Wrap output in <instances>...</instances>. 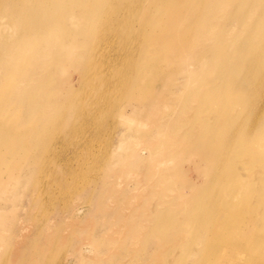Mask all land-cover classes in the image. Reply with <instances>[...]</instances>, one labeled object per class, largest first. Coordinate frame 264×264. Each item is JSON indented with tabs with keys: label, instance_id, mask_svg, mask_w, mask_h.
I'll use <instances>...</instances> for the list:
<instances>
[{
	"label": "bare ground",
	"instance_id": "bare-ground-1",
	"mask_svg": "<svg viewBox=\"0 0 264 264\" xmlns=\"http://www.w3.org/2000/svg\"><path fill=\"white\" fill-rule=\"evenodd\" d=\"M210 1L212 8L201 10L200 0H0V120L6 119L0 123L16 125L10 131L0 129V142L7 145L0 156L10 155L15 159L10 174L5 177L0 173V198L10 191L17 195L25 166L29 162L36 164L47 148L44 133L52 135L59 129L54 127L69 125L84 113L83 101L71 94L70 80L73 72L87 71L84 56L93 55L94 50L104 59L135 56L127 68L123 62L124 68H119V61L113 66L125 78L119 92L125 100L120 106L113 104L111 115L132 119L130 122L137 120L138 130L142 131L145 113L154 109L152 116L158 117L156 124L159 123L160 130L172 134L177 129L178 136L184 134L179 150L198 156L196 162L200 165L194 166L196 171H207L212 165L203 186L196 182L186 187V192L172 190L170 200H178L181 207L174 210V216L167 215V205L162 206V214L153 209L155 214L149 218L157 224L147 227L141 244L155 237L159 246V232L171 230L162 243L182 249L186 258L178 257L181 263L177 264H264V206L258 212L253 195L243 189L253 181L243 160L247 156L260 157L254 179L264 183V146L259 141L264 131V0H234L230 10L229 0ZM214 23L219 24L216 28L220 24L231 27L226 37L223 29L214 35L207 33L206 28ZM127 39L129 46L125 45ZM168 40L176 45L173 53L180 52L183 59L178 60L171 52L163 56ZM166 70L179 75L187 73L182 92L175 94L170 88L171 72L167 73L165 85L154 89L152 94L140 91L141 86L147 88L152 84L150 79L155 72ZM195 101L204 111H191L189 107L184 116L181 108ZM95 107L92 117L100 116L99 107ZM196 116L212 118L202 134L199 124L185 127ZM23 124L28 126L24 128ZM231 125H234L231 130H226ZM219 128L224 134L219 133ZM241 128L246 130L239 139L251 142L250 148L232 146ZM193 136H201L204 148L189 141ZM215 139L224 146L215 147L212 143ZM166 152L172 150H160L161 155ZM145 156L139 159V166H146L149 171L155 169V165L142 163ZM231 156L235 163L242 160L243 164L238 165L242 172L236 173L229 165L227 157ZM161 163L165 167L170 164L165 160ZM165 172L175 184L190 181L179 177L180 167ZM224 178L239 185L240 205L235 206L232 200L235 193L231 186L222 198ZM83 210L77 206L72 209L78 217L76 220ZM2 213L8 210L0 208L1 219ZM18 226L21 231L26 230L22 223ZM152 229L156 234L150 232ZM188 229L195 232L185 234ZM4 231L0 228V245L5 240ZM46 237V245L50 247L53 236L46 234ZM21 238H24L22 233L13 240L18 243ZM190 242L198 244L193 254L188 246ZM20 245L9 250L13 259L3 254L1 262L38 264L41 250L35 246L36 251L26 257L23 256L26 246ZM91 245L95 248L94 243ZM76 253L79 261L81 251ZM155 253L153 250L152 256L141 264H160V261L165 264L167 259ZM169 260L174 262L176 257Z\"/></svg>",
	"mask_w": 264,
	"mask_h": 264
},
{
	"label": "rangeland",
	"instance_id": "rangeland-1",
	"mask_svg": "<svg viewBox=\"0 0 264 264\" xmlns=\"http://www.w3.org/2000/svg\"><path fill=\"white\" fill-rule=\"evenodd\" d=\"M233 1L229 0L228 10L231 9ZM200 2L202 3H200L201 10L212 8L213 2L210 0H200ZM121 14H124L122 10ZM213 15L216 17L217 14L213 12ZM217 25L214 23L207 27V33L214 35L223 29L226 37L231 27L220 24L219 28H216ZM136 29L142 31L140 27ZM125 41L126 46L131 44L128 39ZM164 46L163 56L167 57L169 52L174 54L172 50L176 47L174 43L168 40ZM174 55L178 60L183 59L178 51H175ZM134 57L121 56L116 60L114 57H105L104 59L98 51L94 50L93 55L88 53L84 56V67H87V71L83 73L78 70L70 75L73 85L71 94L79 102L83 101L85 111L69 125L54 127V129H59L52 135L44 133L47 148L38 156L36 164L29 162L30 165L25 166V172L20 177L21 181L16 189L17 195L10 191L0 198V208L8 210V213H2V219L0 218V228L6 230L3 233L5 240L0 245V258L5 254L9 259H13V254H9V250L12 247L17 248L21 240L23 241L21 248L26 246L23 256L28 257L29 253L36 251L35 246L37 250H41L38 264H73L74 261H78L75 256L76 250L81 251L76 264H141L152 256L153 250L157 251L155 254L159 257L167 259L164 261L165 264H177L180 262L178 257L186 258V255L181 252L182 249L178 250L179 248L162 243L165 236L173 231L159 232V246L156 244L155 237L148 238L146 243L141 244L143 232L150 225L157 224L149 218L155 214L153 209L162 214V206L167 205V215L174 216V210H179L181 207L177 203L178 200L173 199V202L169 195L174 194L176 189L186 192V187H191L196 182L201 186L206 184V179L209 178L207 171L212 165L206 169L207 171H196L194 166L200 165L196 162L198 156L190 151L183 154L179 150L181 148L179 145L183 142L179 141L184 138V134L178 136L177 129L172 134L163 128L160 130L158 117L154 119L152 116L154 109L145 113L146 123L142 125L144 129L147 128L145 131L144 129L138 130V121L135 119H133L134 122H130L132 119L126 120L115 114L111 115L115 108L114 105L119 104L120 106L125 100L119 96L120 90L124 87L125 78L117 69H113V66L119 61V68H127ZM154 60L156 64L157 61ZM168 72H171L173 76V81L169 84L170 88L175 90L173 93L182 92L187 73L179 75L171 70L155 72L154 79H150L152 84L147 88L141 86L140 91L152 94L154 89L165 85ZM95 106L100 109L98 117L91 115L92 110L97 108ZM189 107L191 111L193 109H197L200 113L204 111V108L195 101L182 107L180 112L186 116V110ZM85 117L87 119L83 121ZM196 118L185 127L199 124V133L202 134L209 128L207 122L212 118L199 117L197 120ZM27 126L28 124H23L24 128ZM233 126H228L226 130H231ZM15 127L16 125L0 123V129L10 131ZM220 128L219 133L224 134ZM245 130L246 128L239 130V136L232 145L234 148L236 146L250 148L251 142L239 139L240 134ZM261 134L259 141L264 146V131ZM177 136L178 140H176ZM191 138L189 141L196 142L198 148H204L201 136ZM3 143L5 142H0V152H3L5 147L7 148V145ZM212 143L215 147H219L220 144L224 146L218 139L213 140ZM158 148L160 150L171 149L172 152L161 155ZM145 154L142 163H148V166L155 165V169L149 171L146 170V166H139V159ZM215 158L214 153L213 161ZM259 159V156H247L243 159L246 160L245 166L248 168L246 172L253 177V181L245 184L243 189L245 193L253 195L252 201L258 212L264 206V183L259 184L254 179L256 178L255 169L258 167L256 162ZM161 160L170 164L165 167ZM227 160L236 173L242 172V169L238 168V165L243 164L242 160L235 163L232 156L227 157ZM14 163L15 159L10 155H1L0 173L6 177L13 171ZM178 167L182 170L179 177L189 178L188 183L175 184L166 177L167 169ZM229 181L230 178L223 179L222 198H225L227 187L231 186L233 194L235 193L232 200L235 206H238L241 204V190L237 183H229ZM261 196L262 200L259 201ZM76 206L84 209L79 212L78 220H76L78 217H75L74 211L72 212ZM19 221L26 227V230H20L22 228L18 226ZM7 222L12 223L8 225ZM34 223L37 225L35 229ZM154 230L150 232L155 233ZM194 230L188 229L184 233H194ZM21 233L24 238H21L18 243L15 242L14 237ZM46 234L53 236L50 247L46 245ZM91 243H94L95 248ZM80 244L81 249L78 248ZM188 246L193 254L198 244L190 242ZM173 256L176 260L171 262L169 258ZM0 264H3L1 260ZM160 264L163 262L160 261Z\"/></svg>",
	"mask_w": 264,
	"mask_h": 264
}]
</instances>
